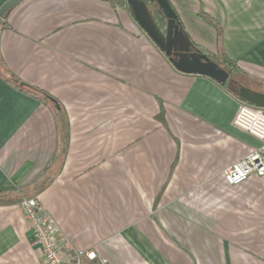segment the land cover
Wrapping results in <instances>:
<instances>
[{
    "label": "crops",
    "instance_id": "obj_1",
    "mask_svg": "<svg viewBox=\"0 0 264 264\" xmlns=\"http://www.w3.org/2000/svg\"><path fill=\"white\" fill-rule=\"evenodd\" d=\"M169 2L193 42L264 94V0ZM131 17L101 0H25L0 18V193L34 194L52 170L35 197L95 250L89 264H264V177L223 178L261 146L234 125L243 102L176 71ZM12 76L66 111L61 165L54 105ZM0 264H45L19 203L0 206Z\"/></svg>",
    "mask_w": 264,
    "mask_h": 264
},
{
    "label": "built area",
    "instance_id": "obj_2",
    "mask_svg": "<svg viewBox=\"0 0 264 264\" xmlns=\"http://www.w3.org/2000/svg\"><path fill=\"white\" fill-rule=\"evenodd\" d=\"M234 125L257 138L261 146L224 169L223 178L229 186H239L251 176L264 177V109L242 103ZM20 207L41 247L45 264H89L98 259L95 250L75 248L69 236L38 199L23 198ZM100 264L109 262L102 258Z\"/></svg>",
    "mask_w": 264,
    "mask_h": 264
},
{
    "label": "water",
    "instance_id": "obj_3",
    "mask_svg": "<svg viewBox=\"0 0 264 264\" xmlns=\"http://www.w3.org/2000/svg\"><path fill=\"white\" fill-rule=\"evenodd\" d=\"M25 0H7L0 8V18H5ZM116 4H126L130 14L140 29L148 36L162 54L166 56L176 71L186 75L210 78L225 85L230 74L211 61L206 55L195 50L187 34L180 28L178 15L169 0H151L167 18V27L163 31L155 21L146 0H101ZM239 96L252 106L264 109V94L240 87ZM56 108L60 105L55 101Z\"/></svg>",
    "mask_w": 264,
    "mask_h": 264
},
{
    "label": "trees",
    "instance_id": "obj_4",
    "mask_svg": "<svg viewBox=\"0 0 264 264\" xmlns=\"http://www.w3.org/2000/svg\"><path fill=\"white\" fill-rule=\"evenodd\" d=\"M146 2L148 4V7L155 21L158 23L159 27L164 31L167 27V18L165 17V15L162 13V11L159 9V7L157 6L155 2L151 0H146ZM108 3H110L113 6L120 7L121 9H126L130 13V10L126 4H116L113 2H108ZM200 17L214 24V19L210 18L206 14L204 13L200 14ZM178 21L180 22L179 19ZM180 28L184 30L185 32V29L181 23H180ZM188 38L193 43L196 51H198L199 53L203 55H206L211 61L218 64L220 68L226 70L230 74L229 81L225 85H222V84H219V85L222 86L224 89L229 90L234 96H236L243 103H247L245 100H243L239 96V89L241 87V84L237 78H234V76L237 74L246 75L245 72L243 73L240 70V67L238 66V64L233 62L223 51L222 52L220 51L218 54H213L207 48L202 47L196 44L195 42H193L189 36ZM233 79L239 82L238 86H235L234 84H232ZM8 83L14 86L15 88L21 90L22 92H25L26 94L32 96L33 98L38 99L40 102L44 104L52 103L54 105L53 106L54 118H55L56 128L58 131V136H59L58 150H57L58 157H56V159L58 160V162L60 161V165H61L67 153L68 140H69V125H68V116H67L66 111L61 106H60V109L56 108V104H55L56 98H54L51 94L41 89L26 88L24 86H21L22 81L16 76H12V78L8 80ZM57 104L59 103L57 102ZM158 119L163 121V112L159 114ZM46 173H47L46 178H44L43 181H41L40 183L35 184L34 187L32 188V190L35 191L34 194L29 193V190H25V189H17V190H13L10 192L0 193V206L8 205L11 203L20 204L23 198H32V199L36 198L35 197L36 193L43 190L45 186L47 185L46 183H48L51 179L50 175L52 173V170H48Z\"/></svg>",
    "mask_w": 264,
    "mask_h": 264
},
{
    "label": "rangeland",
    "instance_id": "obj_5",
    "mask_svg": "<svg viewBox=\"0 0 264 264\" xmlns=\"http://www.w3.org/2000/svg\"><path fill=\"white\" fill-rule=\"evenodd\" d=\"M122 11H124L128 16H131V14L126 10V9H122ZM132 18V17H131ZM135 22V21H134ZM232 78H233V76H232ZM234 78H236V75L234 76ZM238 79V78H237ZM249 80V82H251L252 80L251 79H244V81L246 82V81H248Z\"/></svg>",
    "mask_w": 264,
    "mask_h": 264
},
{
    "label": "flooded vegetation",
    "instance_id": "obj_6",
    "mask_svg": "<svg viewBox=\"0 0 264 264\" xmlns=\"http://www.w3.org/2000/svg\"><path fill=\"white\" fill-rule=\"evenodd\" d=\"M238 83L237 81H235L234 79L232 80V84H234L235 86H238Z\"/></svg>",
    "mask_w": 264,
    "mask_h": 264
}]
</instances>
